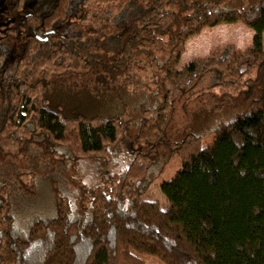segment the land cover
<instances>
[{
  "label": "trees",
  "instance_id": "obj_1",
  "mask_svg": "<svg viewBox=\"0 0 264 264\" xmlns=\"http://www.w3.org/2000/svg\"><path fill=\"white\" fill-rule=\"evenodd\" d=\"M71 8L21 5L0 30L17 53L0 71V264H144L143 254L164 264H264V84L238 111L222 103L206 113L208 142L192 130L166 139L177 106L191 116L201 92L237 96L264 72V0ZM75 16L109 44L65 37L56 22ZM220 23L249 27L250 46L223 43L179 66L185 41ZM162 146L179 159L159 185L166 208L141 198L168 163ZM89 161L118 176L94 180L83 174Z\"/></svg>",
  "mask_w": 264,
  "mask_h": 264
},
{
  "label": "rangeland",
  "instance_id": "obj_2",
  "mask_svg": "<svg viewBox=\"0 0 264 264\" xmlns=\"http://www.w3.org/2000/svg\"><path fill=\"white\" fill-rule=\"evenodd\" d=\"M37 1L38 0H28L24 1L23 4H25L28 10L35 11L37 9ZM71 1L72 7L77 8L85 0ZM217 1L219 7L243 9L246 8L249 4H252L258 0ZM15 2H17V0ZM12 7H14L13 3L9 5L7 4V0H0V25L3 22L4 18L10 17L13 14L14 9H12ZM56 27L66 37H94L98 38L99 42H103V44H107L111 41L100 38L94 30H92L88 25L81 23L76 18L72 21L58 23L56 24ZM251 37L252 30L240 23H220L212 27H205L199 34L191 36L185 41L183 51L180 54L178 60L179 66L192 58L205 57L208 55V52L211 48L227 42H231L239 50H244L250 46ZM262 44L264 47V31L262 33ZM16 57V49L12 43L7 42L4 45L0 46V71L6 72L11 70ZM257 74L258 72L256 73V75ZM263 84L264 72L258 74V76H253V79L249 80L248 88L242 94H239L237 96H222L221 100H218L215 99L216 97L214 98L213 94L209 92H201L197 96V98H195L194 101L190 103V107L192 109L191 113H193V115H187L188 107L187 109H183L180 105L176 107L167 132L168 134L166 135V139L177 140L183 134V132H185L186 130H192L200 132L202 134V142H208L211 139V135L205 131H201V129H203V126L206 124V113H208L209 110L214 109L215 111H217L218 108H221L222 103L225 104V109L229 108L231 110L229 112L238 111L244 104V102L250 96H252L258 86ZM201 107L205 112H201V110H199V108ZM194 110L198 111L197 115H195L196 112H194ZM95 111H97V109H95L94 106L87 105L84 107L85 113H94ZM127 129L129 133H133V127L131 125H128ZM129 146L130 143L128 145V142L124 139L122 143V151L125 152L126 150H128ZM129 151L127 152V154H122L121 161H124L129 157ZM162 151L164 156L168 158V163L165 165L163 171L149 184L146 191L141 195V198L155 200L161 207L166 208L168 206V202L165 199L164 195L161 193L159 185L162 181L171 178L175 171L178 170L179 159L176 155H169V151L165 146H162ZM84 173L90 174V176L94 180H99L102 177H106L108 174H112L114 177L118 176V170L115 166L111 164L105 165L101 163H97L96 165H94L93 161H89V163H87V167L83 171V174ZM141 257L144 260V264H164L159 258L149 254H143Z\"/></svg>",
  "mask_w": 264,
  "mask_h": 264
},
{
  "label": "flooded vegetation",
  "instance_id": "obj_3",
  "mask_svg": "<svg viewBox=\"0 0 264 264\" xmlns=\"http://www.w3.org/2000/svg\"><path fill=\"white\" fill-rule=\"evenodd\" d=\"M16 1V0H15ZM14 0H7V4H11V3H13V6L14 7H12V9H14V11H13V14L10 16V17H6V18H4L3 19V22L1 23V25H0V30H2L3 28H4V26L7 24L6 22H9V20H11L14 16H15V14H16V12H17V10H18V7H20L21 5L24 7V8H26V6H25V4H23V2L24 1H28V0H17V2H15ZM41 1L42 0H38L37 1V9L39 8V6H40V3H41ZM15 3H16V7H15ZM71 5H72V1H71ZM81 5V4H80ZM79 7H77V8H71L73 11H75V10H77ZM37 9L35 10V11H30V12H36L37 11ZM79 14V13H78ZM77 14V15H78ZM77 19V20H79L81 23H83V24H86V20L85 19H83L82 17H77V16H75V17H73V18H68V19H65V20H62V21H60V22H56V24H58V23H64V22H68V21H72L73 19ZM130 18H132V17H130ZM133 19V18H132ZM57 28V27H56ZM58 29V28H57ZM59 30V29H58ZM61 32V31H60ZM62 33V32H61ZM66 37V36H65ZM77 37H80V36H77ZM67 38H75V37H67ZM7 42H10V43H12L14 46H15V49H16V45H15V43L13 42V40H10V39H5L3 42H1L0 43V46H2V45H4L5 43H7ZM107 44H109V43H107Z\"/></svg>",
  "mask_w": 264,
  "mask_h": 264
}]
</instances>
